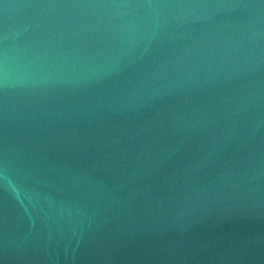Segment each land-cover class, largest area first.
<instances>
[{
  "label": "water",
  "instance_id": "obj_1",
  "mask_svg": "<svg viewBox=\"0 0 264 264\" xmlns=\"http://www.w3.org/2000/svg\"><path fill=\"white\" fill-rule=\"evenodd\" d=\"M0 264H264V85L1 130Z\"/></svg>",
  "mask_w": 264,
  "mask_h": 264
}]
</instances>
